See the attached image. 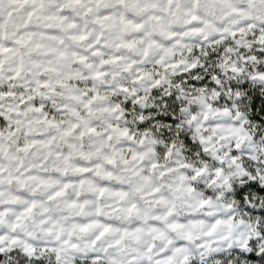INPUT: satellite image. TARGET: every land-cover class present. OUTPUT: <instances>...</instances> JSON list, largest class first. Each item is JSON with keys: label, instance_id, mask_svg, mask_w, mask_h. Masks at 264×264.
<instances>
[{"label": "snow or ice", "instance_id": "snow-or-ice-1", "mask_svg": "<svg viewBox=\"0 0 264 264\" xmlns=\"http://www.w3.org/2000/svg\"><path fill=\"white\" fill-rule=\"evenodd\" d=\"M197 38L237 79L245 66L232 88L264 125V0H0V264H264L257 170L236 193L254 204L223 214L194 195L207 168L160 163L171 149L149 139L143 115L140 135L125 126L128 105L111 100L137 94L117 83L122 72L153 79L138 65L157 53V65L202 72L199 57L176 60L178 48L195 56L185 41Z\"/></svg>", "mask_w": 264, "mask_h": 264}, {"label": "clouds", "instance_id": "clouds-1", "mask_svg": "<svg viewBox=\"0 0 264 264\" xmlns=\"http://www.w3.org/2000/svg\"><path fill=\"white\" fill-rule=\"evenodd\" d=\"M162 42L166 45L170 43ZM185 43L189 50H195V56L188 55L184 48H178V52L185 54L177 55L176 60L192 62L195 57H199L198 63L206 65L202 72H197L193 76L191 73H186L182 67L165 68L163 65H157L155 60L161 54L157 53L151 63L138 65L142 70L152 73L153 79L145 77L144 80L133 83L135 70L130 73L122 72L117 83L135 89L137 94L132 96L121 93L118 98L112 97L111 100L121 105H128L123 121L125 126L140 135L144 130L139 127L138 117L143 115L144 122L148 124L149 139L156 137L161 141L159 147L165 152L171 149L172 156L167 159L160 156V163L168 167H176L177 161H187L192 164L193 169L207 168V172L195 182L202 187H199L194 195L211 199L218 206V211L223 214H227L224 206L231 204L232 214L238 215L257 199L253 194V200L249 201L247 193H244L243 202L237 198L236 193L249 182L243 175L246 168L257 170L259 183L264 187V125L249 119L252 116L251 108L247 103L240 102V97L236 96V90L232 88L234 83L245 82L248 71L241 64L242 75L237 79L235 75L229 74L226 67H220L219 59L209 60L207 56L201 54L199 48L201 41L198 38L189 39ZM216 50L212 49V51ZM131 59L138 60L139 57L132 56ZM165 62L173 63L171 59ZM213 76L220 81L217 86L219 93L224 96L223 100L219 99L216 89L209 88L210 84L215 83L211 79ZM206 77L208 79L201 85L200 81L205 80ZM154 79H160L159 87H153ZM193 79L196 80V84L189 83V80ZM198 87L204 90L203 93L198 92ZM261 91L264 92V89ZM197 95L206 96V103L197 104L193 100ZM243 95L244 93H241V96ZM172 96L176 99L172 100ZM208 103L213 105L211 110L206 106ZM173 105L177 106L179 111H174ZM193 106L197 108L195 113L192 112ZM193 116L196 119H192ZM167 117L178 120V127L174 128ZM236 129L241 130L238 135ZM185 136L193 145H199L195 151L185 144ZM201 137H204L208 143L200 144ZM172 144L176 147L171 148ZM205 147L210 150L205 152ZM233 152L236 153L235 158ZM217 169L221 170L219 176L215 175ZM182 171L183 174H188L187 170ZM212 180L216 182L213 184ZM259 199L264 200V198Z\"/></svg>", "mask_w": 264, "mask_h": 264}]
</instances>
